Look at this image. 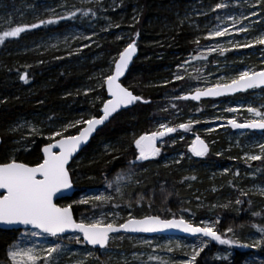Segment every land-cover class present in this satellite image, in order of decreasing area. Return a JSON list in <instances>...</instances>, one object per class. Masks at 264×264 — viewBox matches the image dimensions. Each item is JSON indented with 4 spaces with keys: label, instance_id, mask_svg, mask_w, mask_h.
Segmentation results:
<instances>
[{
    "label": "trees",
    "instance_id": "obj_1",
    "mask_svg": "<svg viewBox=\"0 0 264 264\" xmlns=\"http://www.w3.org/2000/svg\"><path fill=\"white\" fill-rule=\"evenodd\" d=\"M119 1L120 6L114 11H102L101 5L94 4V7L74 10L75 15H54L51 7L56 0H0V34L17 26H26L19 36L7 37L0 42V163L14 159L33 166L41 160V147L51 142L39 136L50 134L52 129L48 127L54 128L64 119L74 118L83 109L93 117L99 116L106 100L104 86L100 88L97 100H94L95 92L84 94L83 87L92 83L93 71L114 63L126 48L125 43L134 42L138 55L121 83L148 103H136L129 110L116 114L68 166L74 185L72 198L83 190L100 189L112 183L117 176L123 179L119 194L107 204L97 202L85 209L73 205L74 217L84 219L83 214L88 215L107 206L109 210L118 211L120 218L115 223L119 224L129 218L126 216L128 213L137 219L153 215L169 220L178 218L180 209H194V217L197 218L201 208L204 212L211 208L218 218L215 227L219 235H243L252 229V225L262 222L264 208H260L255 199L240 195L233 178L215 176L216 179L210 182L203 173L204 169L197 168L190 177L192 186L189 187L183 180L181 182L182 165L167 167L158 160L133 163L136 160L135 139L152 132L158 120L170 116L161 108L165 102L194 106L195 103L177 99L180 93L191 90V77L170 81L166 71H172L180 55L195 54L196 44L183 18L185 0ZM48 20L55 23H41ZM102 21L118 23L129 39L105 35L95 45L69 58L62 53L38 55L14 51L61 35L71 27L84 29L93 26L97 29L96 25ZM25 65L29 66L26 70ZM24 72L30 85L22 83L20 77ZM210 101L215 100L201 103ZM27 121L35 129V132L28 131L29 138L24 136L22 128H15L20 122ZM70 133L75 135L76 131L65 135ZM216 151V148L209 149L207 157L219 163L223 159L215 157ZM213 185L219 187L213 192L206 191L203 196L193 195L195 187ZM71 199L60 200L57 204L64 206ZM16 232L0 230V264H6L5 249ZM118 237L126 238L127 235ZM223 247L229 248L232 254L227 260H217V249ZM255 253L240 250L234 244L221 245L218 241H210V246L194 264H248L250 261L264 264V255Z\"/></svg>",
    "mask_w": 264,
    "mask_h": 264
},
{
    "label": "rangeland",
    "instance_id": "obj_2",
    "mask_svg": "<svg viewBox=\"0 0 264 264\" xmlns=\"http://www.w3.org/2000/svg\"><path fill=\"white\" fill-rule=\"evenodd\" d=\"M119 2V0H56L55 5L51 7V12L54 15L72 14L76 9L94 7L97 4L102 6V11L104 9L114 11V9L119 8ZM217 4H224L225 7L216 8ZM182 12L191 36H193V42L196 44V53L180 55L178 63L173 66L172 71L169 69L166 71L170 81H178L177 75L183 78L191 77L190 80L193 83L191 90L180 93L179 97L197 89L204 90L217 84L230 83L243 71H248L250 75L253 72L264 71V45L254 43L257 37L264 34V0H185ZM96 26L97 29L93 26H87L84 29L71 27L61 35H54L45 41H39L14 51L17 53L34 52L38 55L62 53V56L69 58L79 54L84 48L95 45L97 40L100 37H105V35H113L116 39H129L126 32L119 28L118 23L102 21ZM217 27L220 29L227 28L229 34L206 39L210 31L216 30ZM242 27L247 30L239 31ZM128 44V42L125 43L126 47ZM248 44L252 46L246 47L245 45ZM221 49H226V51L221 52ZM113 65L114 63L110 62L105 67L93 71L92 83L83 87V93L95 92L96 99L94 100H97L99 90L104 86V78L112 74ZM28 67L25 65V70ZM26 74V72L23 73V75ZM22 83L30 85L29 80L27 82L23 80ZM167 102L161 108L170 116L158 120L152 132L160 130V124L176 127L177 131L157 138L155 143L156 147L160 149L158 154L143 160L137 159L139 150L136 148L134 159L140 164L147 160H158L167 167L182 165L181 182L183 180L189 187L192 186L190 177L197 168L204 169L203 173L205 172L210 182L216 179L215 176L222 178L228 175L229 178L235 180L240 195L255 199L259 207L263 209L264 152L261 151L259 145L264 144V131L240 130L233 128L229 121L236 120L237 123H246L258 119L247 109L252 107L264 112V90L253 89L238 98L218 99L207 103L200 102L188 107L175 101ZM230 108L235 109V111H228L227 109ZM78 114L72 119H64L54 128L48 127L52 129L50 134L38 135L47 141L54 132L63 131L70 123L93 118L86 109L80 110ZM189 122H191V127L188 131L178 127L181 123L187 124ZM80 126L83 125L68 128L67 132L75 130L77 134L79 132L77 128ZM15 128H22L24 136L28 138L30 137L28 131L35 132L30 121L20 122ZM197 137L203 140L210 149L216 148L215 157L223 159L224 162L218 163L214 159H209L207 154L195 157L191 148ZM250 155H258L262 159L249 160L247 157ZM122 180L121 177L117 176L112 183L100 189L83 190L73 198L71 197V201L64 206L77 205L85 209L86 206L91 207L97 202L107 204L113 200L115 195L119 194ZM218 187L214 185L213 187L206 186V189L195 187L193 195L203 196L206 191L213 192ZM96 196H102L106 199L97 201L94 199ZM82 200L87 201V203H80L79 201ZM210 209L204 212L201 208L197 218L194 217V213H196L194 209H180L176 219L184 218L197 226H202L201 222L203 221L212 226L219 234L220 232L215 227L218 218ZM118 214L116 209L109 210L106 206L97 208L88 215L83 214L84 219L74 218L78 223L81 221L90 223L97 219L115 223L120 218ZM126 216L128 217L129 213ZM261 221L259 224L252 225V229L245 231L243 235L229 233L226 236L228 233H225L222 238L237 241L238 243L234 245H237L240 250H249L256 252L257 255H264V231H261L264 230V219ZM33 232L39 231L35 229L17 230L14 239L5 249L6 264H12L8 252L16 247L33 248L41 256H47L46 250L48 248H58V251L48 257V264H184V261L191 260L194 249H200L199 255L196 256L197 260L210 246V241L202 238L134 235L126 238L111 237L105 249L97 250L86 246L77 234L51 237L44 234L32 235ZM78 237L81 240L80 243H77ZM231 254L229 248L223 247L217 249L215 257L217 260H227ZM38 264H44V261H39ZM248 264L261 263L250 261Z\"/></svg>",
    "mask_w": 264,
    "mask_h": 264
},
{
    "label": "snow or ice",
    "instance_id": "obj_3",
    "mask_svg": "<svg viewBox=\"0 0 264 264\" xmlns=\"http://www.w3.org/2000/svg\"><path fill=\"white\" fill-rule=\"evenodd\" d=\"M225 7L224 4H217L216 8ZM75 15V13H72ZM255 15V13H253ZM41 23H55L53 20L41 21ZM26 27V26H25ZM25 27H14L0 34V42L7 37H17L25 31ZM37 27V25H31ZM246 28H240L239 31H246ZM228 29H220L210 31L206 39L214 37H223L228 35ZM199 43V41H197ZM255 44L264 45V34L257 37ZM252 46L251 44L245 45ZM219 47V45H217ZM214 50V49H212ZM226 49H221V52ZM136 52L135 43H129L127 47L120 52L119 59L114 61V70L112 74L104 78V83L107 86V91L111 99L105 100L103 103V115L99 118L93 117L88 120H78L67 125L63 131H57L49 137L50 142L43 149V157L34 166H29L25 163H18L14 159L10 162L0 163V223L9 225H24L31 226L33 229H38L39 232H33L32 235L48 234L57 237L58 234L65 233L67 230L78 231L82 234V241L90 245H99L104 247L110 233H118L120 230L128 232H155L162 229L176 228L185 233L201 234L204 237H210L212 240L218 241L221 245H231L238 243L237 241L222 238L221 235L213 229L212 226L205 222H201L202 226L194 225L184 218L179 220H162L159 216L148 215L141 219H137L129 214V218L123 223L104 222L102 219L93 220L90 223L83 221L77 223L73 219L72 205L57 206L54 203V198L72 187L69 171L66 165L73 153L77 151L82 142L86 141L89 135L96 129L98 125L104 123L112 113L116 112L122 105H129L140 100L141 97L135 96L132 92L122 87L118 82L119 78L128 68L134 53ZM27 82L25 75L20 77ZM177 80L183 79L177 75ZM264 85V71L253 72L251 75L248 71L239 73L237 78L232 79L230 83L223 85L217 84L214 87L207 88L201 91L196 90L195 95L190 98L199 100L201 96H220L224 93L236 92L244 89H250ZM189 97H177V99H188ZM235 111V109H227ZM258 119L250 120L246 123H237L236 120H230L229 123L233 128H248L264 130V112L255 108L247 109ZM87 125L82 127L77 135H65L68 128H75L77 125ZM180 129L188 131L191 127V122L178 125ZM160 130L146 133L135 139L134 143L139 150L137 159H147L150 155H156L160 149L155 146V141L158 137H164L170 133L177 131L176 127H168L165 124H160ZM35 131V130H33ZM261 151L264 152V144L259 145ZM54 149L58 151H54ZM191 151L197 156H203L208 148L204 141L199 137L193 141ZM249 160L262 159L258 155H250ZM118 190V189H117ZM95 200L101 201L106 199L102 196L94 197ZM87 203V201H79ZM239 203V201H237ZM231 231V229H229ZM264 231V230H261ZM81 240L78 237L77 243ZM47 256H41L33 248L10 249L8 252L12 264H38L39 261H44L48 264V257L58 248H48ZM200 249H194L190 261H184V264H194L196 256L199 255Z\"/></svg>",
    "mask_w": 264,
    "mask_h": 264
},
{
    "label": "water",
    "instance_id": "obj_4",
    "mask_svg": "<svg viewBox=\"0 0 264 264\" xmlns=\"http://www.w3.org/2000/svg\"><path fill=\"white\" fill-rule=\"evenodd\" d=\"M138 55V51L136 49V52L134 53L131 61L129 62V65H128V68L125 70L124 74L119 78V83L121 84L122 87H124L121 83V81L126 77L127 75V72L129 71L131 65H132V62L134 61V59L137 57ZM119 59V57L117 58ZM113 70H114V66H113ZM126 88V87H124ZM255 89H264V85H260L258 87H254ZM254 88H250V89H244V90H240V91H236V92H231V93H224L223 95H220V96H201L199 100H192L190 97L192 95H195L196 91L192 92V93H189V94H186V95H183L182 97H189L188 99H183L185 101H190L192 103H199L200 101H205V100H218V99H222V98H229V97H234V96H238V95H241V94H244ZM127 89V88H126ZM128 90V89H127ZM206 90V89H204ZM104 91H105V94H106V100L108 99H111V97L109 96L108 94V91H107V86L106 84L104 83ZM130 91V90H128ZM203 91V90H201ZM131 92V91H130ZM133 94V93H132ZM134 95V94H133ZM136 96V95H135ZM140 97V96H138ZM136 103H141V104H145V103H148L143 101V99L141 98L140 100H137L135 102H133L132 104H129V105H122L116 112L112 113L111 116L108 117L107 120L104 121L103 124L101 125H98L96 127V129L89 135L88 139L84 142L81 143V145L79 146V148L77 149V151L75 153H73V156L69 159V162L68 164L66 165V168L68 169V166L70 165V163L72 162V160L74 158H76L84 149L85 147L90 143V141L92 140V138H94V136L96 135V133L101 129L103 128L104 126H106L110 121L111 119L118 113H121L122 111H126V110H129L130 108H132ZM103 104L99 110V116H97L96 118H99L100 116L103 115ZM87 125H83V127H86ZM237 129H240V130H249V131H257V132H262L264 130L262 129H248V128H237ZM78 134V133H77ZM75 134V135H77ZM196 140V139H195ZM53 142V141H52ZM1 143H2V138L0 137V146H1ZM50 143V142H49ZM205 143V142H204ZM48 144V143H47ZM46 144H44L41 149H40V154H41V159L43 157V152H42V149L43 147L45 146ZM205 145L207 146L208 148V151H209V147L208 145L205 143ZM155 146H156V143H155ZM193 147V146H192ZM54 151H58L56 149H54ZM208 151L204 154L206 155L208 153ZM193 153V152H192ZM193 155L195 157H201V156H197L193 153ZM203 155V156H204ZM18 163H21V162H18ZM134 164L137 163V161L135 160L133 162ZM30 166V165H29ZM34 166V165H33ZM70 176V174H69ZM71 180V178H70ZM72 182V181H71ZM0 192H3L2 189H0ZM74 193V185H73V182H72V187L68 190H65L62 195L61 194H58V196L56 198H54V203L57 204L58 201L60 200H68L72 197ZM57 206H59L57 204ZM72 210V209H71ZM73 214V212H72ZM73 219L75 220L74 216H73ZM174 219V218H173ZM169 220H172V219H169ZM175 220H179V219H175ZM76 221V220H75ZM78 223V222H77ZM33 229L31 226H24V225H9V224H3V223H0V230H4V231H17V230H31ZM35 230H38V229H35ZM39 231V230H38ZM72 234H77L81 237V240H82V234L79 233L78 231H74V230H67L65 233H61V234H58V236H69V235H72ZM44 235H48V234H44ZM118 235H127V236H134V235H145V236H148V237H152V236H171V237H184V238H202V239H206L208 241H215V240H212L210 237H204L202 236L201 234H190V233H185L183 232L182 230L180 229H176V228H169V229H162V230H158V231H155V232H128V231H124V230H120L118 233H110L109 234V240L107 242V244L104 246V247H100L99 245H90V244H87L86 242H83L86 246L88 247H92L94 249H97V250H103L107 247V245L109 244V241L111 239V237H114V236H118ZM50 236V235H48ZM53 237V236H51Z\"/></svg>",
    "mask_w": 264,
    "mask_h": 264
},
{
    "label": "flooded vegetation",
    "instance_id": "obj_5",
    "mask_svg": "<svg viewBox=\"0 0 264 264\" xmlns=\"http://www.w3.org/2000/svg\"><path fill=\"white\" fill-rule=\"evenodd\" d=\"M249 92H250V91H249ZM249 92H247V93H249ZM200 102H201V101H200ZM200 102H199V103H200ZM209 149H210V148H209ZM150 156H152V155H150ZM150 156H149V157H150Z\"/></svg>",
    "mask_w": 264,
    "mask_h": 264
}]
</instances>
